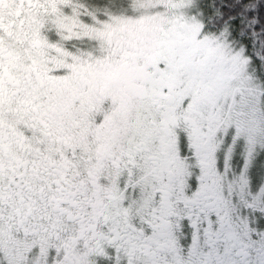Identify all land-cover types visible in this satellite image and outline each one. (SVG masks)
I'll return each mask as SVG.
<instances>
[{
	"label": "snow or ice",
	"instance_id": "1",
	"mask_svg": "<svg viewBox=\"0 0 264 264\" xmlns=\"http://www.w3.org/2000/svg\"><path fill=\"white\" fill-rule=\"evenodd\" d=\"M0 264H264V0H0Z\"/></svg>",
	"mask_w": 264,
	"mask_h": 264
},
{
	"label": "flooded vegetation",
	"instance_id": "2",
	"mask_svg": "<svg viewBox=\"0 0 264 264\" xmlns=\"http://www.w3.org/2000/svg\"><path fill=\"white\" fill-rule=\"evenodd\" d=\"M11 14H12V15H16V14H18V8L15 7V6H13L12 9H11Z\"/></svg>",
	"mask_w": 264,
	"mask_h": 264
}]
</instances>
